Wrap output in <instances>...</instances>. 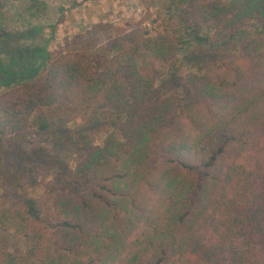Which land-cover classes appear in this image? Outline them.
Returning a JSON list of instances; mask_svg holds the SVG:
<instances>
[{
    "label": "trees",
    "instance_id": "16d2710c",
    "mask_svg": "<svg viewBox=\"0 0 264 264\" xmlns=\"http://www.w3.org/2000/svg\"><path fill=\"white\" fill-rule=\"evenodd\" d=\"M169 3L174 44L141 40L100 61L52 60L41 26L4 33L0 22V188L12 199L0 203V264H264V0ZM192 42L208 60L182 78ZM177 85L189 96L167 92ZM98 120L111 130L95 131ZM31 126L60 127L61 159L14 147ZM38 166L58 182L41 222L38 202L13 189Z\"/></svg>",
    "mask_w": 264,
    "mask_h": 264
},
{
    "label": "rangeland",
    "instance_id": "374dc122",
    "mask_svg": "<svg viewBox=\"0 0 264 264\" xmlns=\"http://www.w3.org/2000/svg\"><path fill=\"white\" fill-rule=\"evenodd\" d=\"M32 1L0 0V14L3 15L0 22L3 23L4 29L12 31L25 28L28 25H40L43 28V33L39 40L43 42L50 39L47 49L52 55V60L61 55L80 53L96 57L100 61V56L105 55L106 51L104 50L107 49L112 50L109 55H114L121 48H129L141 40L149 39L155 47L165 43L164 39L174 44L176 37L182 35L180 31L174 30V22L176 23L177 18L169 0H38L39 3L36 4V7L31 8ZM212 1L216 0H176V5L180 8L188 6V8L194 9L196 6ZM248 25L247 28L253 35L262 29L256 22ZM208 28L204 31L211 35L214 28L212 26ZM186 46L187 48L183 49L178 56L183 62H186L181 70L182 78L190 72H197L198 68L203 69L208 60L203 51L207 47L198 46L200 52L197 53L193 51L196 47L194 42L188 43ZM234 51L236 49L232 50V52ZM45 74L46 70L41 73L39 79L43 78ZM161 81L159 80L157 84H161ZM169 88L167 92H173L176 95L189 96L190 93L187 88L179 85L174 89ZM75 124V122H69L63 125L73 128ZM92 127L95 131L98 129L99 133L111 130L109 123L99 120ZM59 128L55 126L54 133L44 136L31 126L26 132L15 135L17 144L14 147L26 155L43 147L39 150L41 155L48 152L61 159L64 149L56 145ZM104 137L103 133L101 136L99 135L96 138V144H101ZM12 154L10 152L7 162L15 166L17 161L19 162L22 158L20 155L15 158ZM73 159L67 165L65 162L62 167H57L62 173H65L67 168H73L75 164ZM44 167L38 166L29 174L23 172L21 178L14 181L17 187L13 188L17 193L23 192L27 195L26 198L30 201L38 202L41 210L40 222L43 221L49 206L48 202L44 200L43 193L53 184H58L53 177L54 172ZM1 171L0 168L2 175ZM6 175L9 173L4 174V176ZM4 185L2 184L0 188V203L9 204L12 199L7 189H11V186L6 189ZM16 239L13 250L21 252L24 244L19 238L16 237Z\"/></svg>",
    "mask_w": 264,
    "mask_h": 264
},
{
    "label": "flooded vegetation",
    "instance_id": "af4514ba",
    "mask_svg": "<svg viewBox=\"0 0 264 264\" xmlns=\"http://www.w3.org/2000/svg\"><path fill=\"white\" fill-rule=\"evenodd\" d=\"M31 26H40V25H28V26H26L25 28H22V29H15V30H4V33H7V32H13V33H18V32H21V31H23L24 29H26V28H28V27H31ZM3 28H5L4 26H3ZM18 31V32H17ZM42 32H43V29H42ZM42 32H41V34H40V36H39V38L41 37V35H42ZM3 33V32H2ZM39 38H38V40H39ZM10 40V39H9ZM39 42H41L42 44L44 43V41L42 42V41H40L39 40Z\"/></svg>",
    "mask_w": 264,
    "mask_h": 264
},
{
    "label": "crops",
    "instance_id": "0c3cea01",
    "mask_svg": "<svg viewBox=\"0 0 264 264\" xmlns=\"http://www.w3.org/2000/svg\"><path fill=\"white\" fill-rule=\"evenodd\" d=\"M18 32V31H17ZM43 33V32H42ZM23 41H21V43H22ZM26 43H29V41H26Z\"/></svg>",
    "mask_w": 264,
    "mask_h": 264
}]
</instances>
